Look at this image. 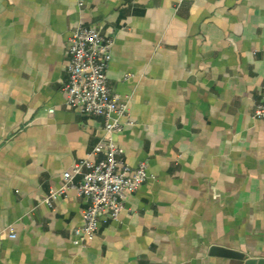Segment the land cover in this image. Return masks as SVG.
<instances>
[{
	"label": "crops",
	"instance_id": "obj_1",
	"mask_svg": "<svg viewBox=\"0 0 264 264\" xmlns=\"http://www.w3.org/2000/svg\"><path fill=\"white\" fill-rule=\"evenodd\" d=\"M79 24L114 38L108 80L134 120L115 141L149 173L92 239L75 189L42 201L104 133L66 103ZM263 100L264 0H0V264H244L214 244L264 257Z\"/></svg>",
	"mask_w": 264,
	"mask_h": 264
},
{
	"label": "built area",
	"instance_id": "obj_2",
	"mask_svg": "<svg viewBox=\"0 0 264 264\" xmlns=\"http://www.w3.org/2000/svg\"><path fill=\"white\" fill-rule=\"evenodd\" d=\"M114 38L98 26L77 25L68 41V78L64 84L66 103L84 113L105 118L104 133L90 154L63 172V182L42 198L54 206L58 196L75 189L86 199L83 209V236L94 238L103 220L118 218L125 207V198L149 177L147 163L132 167L120 154L123 148L115 141V134L134 123L129 113L128 99L113 93L108 80V66L112 58ZM131 75V74H128ZM51 108L50 111H53ZM254 114L264 118V100L256 102ZM104 153L99 160L93 155ZM11 235L16 236L11 228ZM81 243V239L74 240ZM151 264H162L153 262Z\"/></svg>",
	"mask_w": 264,
	"mask_h": 264
},
{
	"label": "water",
	"instance_id": "obj_3",
	"mask_svg": "<svg viewBox=\"0 0 264 264\" xmlns=\"http://www.w3.org/2000/svg\"><path fill=\"white\" fill-rule=\"evenodd\" d=\"M210 253L219 256H228L244 259V264H264V257L249 256L239 249L225 246L222 244L212 245Z\"/></svg>",
	"mask_w": 264,
	"mask_h": 264
}]
</instances>
